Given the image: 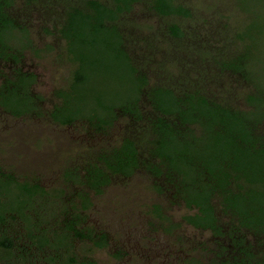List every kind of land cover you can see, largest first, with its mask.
Returning a JSON list of instances; mask_svg holds the SVG:
<instances>
[{
	"label": "trees",
	"instance_id": "16d2710c",
	"mask_svg": "<svg viewBox=\"0 0 264 264\" xmlns=\"http://www.w3.org/2000/svg\"><path fill=\"white\" fill-rule=\"evenodd\" d=\"M185 3L0 0V119L2 114L39 117L103 137L110 135L119 117L126 121L116 141L91 146L79 166L67 167L65 177L51 191L35 178L22 181L0 166L2 263L120 264L101 263L90 254L92 247L108 245L109 234L88 222L87 211L93 198L111 184L139 175L150 181L157 194L193 211L183 216L185 223L210 232L199 245L202 254L188 257L185 264H264V85L249 68L248 51L237 45L243 37L232 35L227 14L219 15V22H213L217 28H212L208 42L201 45L199 60L179 61L180 81L168 83L155 80L149 71L158 54L155 37L161 32L157 29L156 34L151 32L152 36L139 40L124 33L130 31L124 25L132 15L127 21L124 17L132 14L136 5L167 20L184 17L194 21L196 8ZM34 11L44 19L41 29L46 35L65 41L68 61L75 67L68 89L56 92L60 101L52 108L46 107L43 95L34 90L37 74L26 68L27 51H39L30 22ZM199 21L208 22V18ZM219 25L226 31L218 29ZM86 27L117 37L116 41L103 39V47L123 58L139 83L135 96L118 104L100 101L90 114L83 115L79 105L70 104L88 79L80 69L100 61L76 48L78 42L80 47L85 42L78 37ZM198 31L193 35H201ZM168 32L185 43L190 33L175 21ZM229 34L232 43L225 39ZM212 37L217 43L221 41L220 45L214 44ZM95 41L87 40L90 45ZM126 42L131 45L129 50ZM226 79L229 82L223 89L221 83ZM235 84L251 87L245 95L232 96ZM4 188L18 190L17 205L12 209L4 206L9 198ZM151 211L165 223L161 202ZM83 248L87 253L81 252ZM114 256L120 259L123 252L118 250Z\"/></svg>",
	"mask_w": 264,
	"mask_h": 264
},
{
	"label": "rangeland",
	"instance_id": "374dc122",
	"mask_svg": "<svg viewBox=\"0 0 264 264\" xmlns=\"http://www.w3.org/2000/svg\"><path fill=\"white\" fill-rule=\"evenodd\" d=\"M185 1L186 6L193 4L196 8L195 11L193 10L196 17L194 21L184 17L167 20L152 14L140 5H136L132 14L129 13L124 17L125 19L123 18L127 21L132 15V20L127 22L129 26L124 25V29L130 31L124 33L132 35L133 39L149 38L152 36L151 32L156 34L157 29L161 32L155 37L158 39L156 40L158 42H155L158 54L156 59L152 60L153 69L151 66L149 68L153 73L151 76H154L155 80L161 78L168 83L171 80L172 82L176 80V83L180 81L179 61L199 60L201 54L198 52L201 50V45L208 42V38L211 37H208V34L218 25L213 22L218 21L219 15L222 17L223 14H227L230 18L228 24L232 27V35L243 37V40H237L238 47L243 48V52L248 51L249 68L256 72V81L264 85V0ZM54 5L59 10L60 6ZM38 15L37 11H34L30 22L34 45L39 50L37 51L39 54L35 53V50L27 51L26 68L37 74L34 90L43 95L46 100L45 106L52 108L54 103L60 101L56 97V92L60 89H68L74 77L72 71L75 67L71 61H68L65 41L46 35L41 29L44 19L39 18ZM207 18L208 22L199 21ZM174 21L189 29L190 33L185 36L186 43L178 42L169 35V25L171 26ZM218 29L222 27L219 25ZM196 30L201 32L198 37L193 35ZM107 34L110 33L91 32L90 27H86L78 37L85 42L81 47L78 42L77 50L82 49L90 59L96 57L100 59L92 65L84 64L80 69V73L88 79L81 84L78 89L79 94L74 95L70 104L74 107L79 105V110H82L80 114L83 115L90 114L100 101L108 105L118 104L137 93L138 76L132 74L130 66H127L123 58L103 47V39L110 37L109 39L112 38L113 41L117 40L115 35ZM92 39H96L94 45L87 42ZM211 39L214 44L217 43L215 37ZM225 39L230 40L229 42L233 41L231 34ZM220 42L217 45H220ZM49 45L50 47L47 48ZM126 45V49L129 50L131 45L129 46L127 42ZM228 80L221 83L223 89L227 87L224 84H228ZM239 86L236 84L232 86L236 92L232 96L245 95L251 87ZM125 123V118L119 117L110 135L103 137L86 133L82 127L61 126L44 118H16L2 114L0 166L4 172L12 171L22 181L25 178H35L51 191L60 184L58 177L63 168L74 165L78 167L82 155H85L91 146L98 147L99 144L116 141L121 136ZM4 189L9 196L7 201H4V206L6 209H12L17 205L15 195L18 190ZM157 202L165 206L167 218L165 223L154 212H150ZM87 212L88 222L96 229H103L109 234L107 246L92 247L89 251L101 263L119 261L120 264H185L186 257L202 254L199 245L211 235L209 231L199 230L185 223L183 216L193 211L183 205L174 204L164 194H157L150 181L139 175L130 180L111 184L102 195L93 198V205ZM169 221L179 225L171 228ZM86 250L83 248L81 252L84 254ZM118 250L123 252V257L120 259L114 256ZM0 264L4 263L0 261Z\"/></svg>",
	"mask_w": 264,
	"mask_h": 264
},
{
	"label": "flooded vegetation",
	"instance_id": "af4514ba",
	"mask_svg": "<svg viewBox=\"0 0 264 264\" xmlns=\"http://www.w3.org/2000/svg\"><path fill=\"white\" fill-rule=\"evenodd\" d=\"M67 167L66 168H63L62 169V171H61V173H60V175H59V177H58V179H59V181L62 179L61 177H65V173H67ZM188 257H186V259H187Z\"/></svg>",
	"mask_w": 264,
	"mask_h": 264
}]
</instances>
